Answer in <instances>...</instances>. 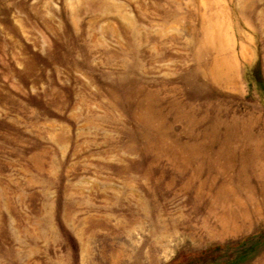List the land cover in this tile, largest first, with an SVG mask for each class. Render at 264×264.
Listing matches in <instances>:
<instances>
[{
  "label": "rangeland",
  "instance_id": "374dc122",
  "mask_svg": "<svg viewBox=\"0 0 264 264\" xmlns=\"http://www.w3.org/2000/svg\"><path fill=\"white\" fill-rule=\"evenodd\" d=\"M0 264H264V0H0Z\"/></svg>",
  "mask_w": 264,
  "mask_h": 264
}]
</instances>
